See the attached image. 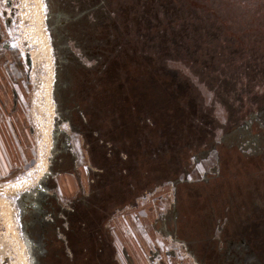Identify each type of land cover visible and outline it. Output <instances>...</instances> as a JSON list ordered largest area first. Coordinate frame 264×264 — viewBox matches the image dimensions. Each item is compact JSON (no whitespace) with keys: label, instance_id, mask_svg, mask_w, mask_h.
I'll use <instances>...</instances> for the list:
<instances>
[{"label":"flooded vegetation","instance_id":"flooded-vegetation-1","mask_svg":"<svg viewBox=\"0 0 264 264\" xmlns=\"http://www.w3.org/2000/svg\"><path fill=\"white\" fill-rule=\"evenodd\" d=\"M115 3L117 0H48L45 21L55 22L51 33L57 37H54V44L59 43L53 85L56 81L60 118L69 127L64 134L80 136L83 152L80 157L85 161L88 187L87 190L77 188L73 195L59 192L57 179L61 171L77 177L73 168L74 165L80 167L78 155L68 142L63 165L52 159V173L49 169L50 173L41 179L23 209L28 216L25 233L32 241L34 264H86L88 241L93 243L94 239L100 241L102 237L100 232L95 237L90 234L89 238L87 224L100 223L103 215L112 210L110 220L117 210L135 206L136 199L152 188L117 205L119 198L134 191L119 184L117 155L130 158L134 153L128 150V146L134 144L136 133L140 132L136 128L140 114L134 116V109L149 106L155 95L148 97V93L153 85L160 84L162 76L155 68L153 72L147 69L144 75L135 73L129 52L137 47L129 50L120 45L118 9L114 16L103 12V4L112 8ZM135 16L133 24L151 30L153 24L145 15L139 19ZM1 24L0 60L2 65L9 67L17 59ZM158 32L159 36H144L150 42L160 37L161 46L154 45L160 53L164 50L163 41L176 46L179 36L184 35L181 30L174 31L175 39H169L166 30ZM123 53L130 61H119ZM170 53H167L169 57ZM168 70L176 75L174 70ZM135 80L145 85L147 92L142 94L143 99L139 92L141 87L135 85ZM154 89L161 90V85ZM195 96L197 99L196 93ZM199 111L200 117L208 121V130L198 142L188 144L190 155L182 161L181 172L175 173L181 163L178 160V165L159 184L173 188L176 214L173 223L168 221L169 230L183 242L184 251L198 264H264V133L256 129L255 134L249 133L250 141L255 143V157L240 153L237 146L229 147L223 142L218 148L212 140L215 120L208 112ZM144 132L150 134L149 128ZM203 146L211 151L215 165L210 163V154L201 149ZM191 159L193 166L189 163ZM202 161L206 163L202 165ZM55 166L59 168L57 172ZM190 168L199 170L201 175H192ZM90 213L93 214L91 218ZM170 252L175 256L178 250L170 249ZM176 264L184 263L179 260Z\"/></svg>","mask_w":264,"mask_h":264},{"label":"rangeland","instance_id":"rangeland-1","mask_svg":"<svg viewBox=\"0 0 264 264\" xmlns=\"http://www.w3.org/2000/svg\"><path fill=\"white\" fill-rule=\"evenodd\" d=\"M104 4L103 12L108 15L114 16L118 9L121 46H131L130 39L137 40V33L146 30L145 26L133 24L135 15L138 19L145 15L152 22L148 35L158 36V31L166 30L167 37L174 38V31L185 33L179 36L176 49L166 60L167 67L189 82L200 109L215 120L213 144L218 148L222 142L237 146L240 153L255 157V143L249 136L255 134L254 129L264 133V0H117L112 8ZM47 7L48 0L0 1L1 29L17 57L13 68L19 77L20 93L17 113L10 117V105L4 113L7 147L0 174V264H34L32 241L25 233L28 216L23 209L41 179L52 171V159L63 165L68 142L78 155L80 167L73 168L77 177L61 171L57 179L59 192L73 195L77 188L88 187L85 161L80 157V136L64 134L69 127L60 118L56 81L53 85L59 43L54 44L57 37L51 33L55 22L45 21ZM126 24L130 25L128 31ZM144 34L136 41L139 52L156 54L155 42L148 41ZM201 149L210 154V163L215 165L209 148ZM55 168L57 172L59 168ZM172 190L171 185L152 187L136 199L135 211L144 215L146 223L157 217L160 224L164 219L173 223L176 211ZM117 213L123 212L114 213L108 221L110 227ZM120 216L128 221L133 218L131 212ZM154 242L168 249L176 247L156 232L150 239V243Z\"/></svg>","mask_w":264,"mask_h":264},{"label":"trees","instance_id":"trees-1","mask_svg":"<svg viewBox=\"0 0 264 264\" xmlns=\"http://www.w3.org/2000/svg\"><path fill=\"white\" fill-rule=\"evenodd\" d=\"M126 27L127 30L125 31H128L129 26L127 24ZM149 29L146 27V30H143L146 35L150 33ZM141 34L143 35L144 33H139L137 40L136 38L135 40L130 39L129 43L132 44L131 46L123 45L122 47L129 48V50H132V46L137 47L136 49L134 48V52H129L137 75H144V73H147V69L153 72L154 68L156 69L155 71L161 73L162 78L158 77L160 78L159 85H161V90L154 89L159 85H153L148 93V97L154 95L155 97H152L154 99L149 100L150 102L148 101L149 106L135 107L134 109V116L140 114V120L136 122V128L140 132L136 133L134 144L128 146V150L134 153L129 155L130 158H123L120 154L117 155L119 184L125 189L129 187L134 191H132L133 195L130 193L119 198L117 205L123 204L132 198L135 199L144 189L159 185L168 177V173L178 165V160L181 163L175 170V173H180L183 166L182 161L190 155L188 144L198 142V138L206 133L209 126L208 121L200 117V114H202L199 111L200 105L192 86L187 80L183 78L179 79L168 70L166 60L169 58V55L167 53H172L176 46L163 41V52L160 53L159 50L154 51L157 56L150 52H139L140 49L136 41L139 38L143 39ZM153 42L161 46L160 37L155 38ZM122 56H124V59ZM121 60L123 63L130 61L127 54H120L119 61L122 62ZM141 80L139 77V81ZM135 82V85L141 87V91L139 90V92L141 99H143L142 94L147 92L145 85L139 84L137 80ZM156 94H159L158 98ZM147 128L150 131L148 135L144 132L147 131ZM111 212L112 210L107 214L104 213L105 215H103L100 223L97 221L87 224L88 237L90 234H93L95 237V234L100 232L102 237L100 241H96L95 239L93 243L88 241L86 264H117L114 260V247L111 235L106 228V223L112 214ZM100 215L102 217V212ZM91 216H93L92 213H90L89 217L91 218ZM96 217L98 219V214Z\"/></svg>","mask_w":264,"mask_h":264},{"label":"crops","instance_id":"crops-1","mask_svg":"<svg viewBox=\"0 0 264 264\" xmlns=\"http://www.w3.org/2000/svg\"><path fill=\"white\" fill-rule=\"evenodd\" d=\"M1 62L0 60V174L4 170L1 168V165H5L7 147L6 129L4 125L6 124V116L4 113H6L7 110L6 106L10 105V117L12 114H16L20 103V93L18 89L19 77L15 75V68H13L16 62L15 64L12 63L13 65L11 67L2 65ZM6 96L8 97V103ZM192 162L193 160L191 159L189 163L192 165ZM191 170L192 175L198 174L199 170L197 171L194 168ZM164 198L166 199V196H163V199ZM161 199L159 202H161ZM164 203L166 205L167 200H165ZM127 209L129 211L125 212ZM136 209H138V206L135 205L130 208L126 207L116 211L123 212L121 214L131 212L133 215L132 221H128L124 216H120V213H117L116 218H114L112 222V224H114V226L112 225L113 227L109 226V222L106 223V228L111 235L114 247V260L117 264H176L180 259H183L184 253H186L189 258H193L190 253L184 251L183 242L178 240L169 230L167 219H164L163 224L159 223L160 219L158 217L146 223L144 215H138V212L135 211ZM152 232L160 233L162 238H166L170 243L176 244L175 249L178 250V255H180V257L177 258V256L171 255L170 249H168L169 246L165 248V246L158 242L150 243V239L154 234ZM187 258L186 256V259Z\"/></svg>","mask_w":264,"mask_h":264},{"label":"built area","instance_id":"built-area-1","mask_svg":"<svg viewBox=\"0 0 264 264\" xmlns=\"http://www.w3.org/2000/svg\"><path fill=\"white\" fill-rule=\"evenodd\" d=\"M174 248V247H173ZM173 248H171V249H173ZM176 248V247H175ZM186 256H187V254L186 253H184ZM183 255V254H182ZM175 256H178V253L175 255ZM188 258L186 259V257H184V255H183V259H180V260H182V262L184 263V264H198L193 258H189V256H187ZM191 257V256H190Z\"/></svg>","mask_w":264,"mask_h":264},{"label":"bare ground","instance_id":"bare-ground-1","mask_svg":"<svg viewBox=\"0 0 264 264\" xmlns=\"http://www.w3.org/2000/svg\"><path fill=\"white\" fill-rule=\"evenodd\" d=\"M26 241H27V243H29V242H30V240H29V238H28V237H26Z\"/></svg>","mask_w":264,"mask_h":264}]
</instances>
